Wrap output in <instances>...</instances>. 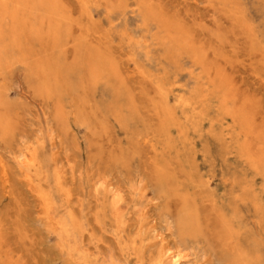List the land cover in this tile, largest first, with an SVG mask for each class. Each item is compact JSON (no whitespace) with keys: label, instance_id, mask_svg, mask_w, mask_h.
I'll return each instance as SVG.
<instances>
[{"label":"rangeland","instance_id":"obj_1","mask_svg":"<svg viewBox=\"0 0 264 264\" xmlns=\"http://www.w3.org/2000/svg\"><path fill=\"white\" fill-rule=\"evenodd\" d=\"M44 1L0 0V264H264V0Z\"/></svg>","mask_w":264,"mask_h":264},{"label":"bare ground","instance_id":"obj_2","mask_svg":"<svg viewBox=\"0 0 264 264\" xmlns=\"http://www.w3.org/2000/svg\"><path fill=\"white\" fill-rule=\"evenodd\" d=\"M1 1L4 2L5 0H4V1L1 0ZM35 1H36V0H35ZM42 1L45 2L44 0H42ZM49 1H52V0H49ZM49 1H48V2H49ZM8 2H9V1H8ZM14 2H15V1H14ZM17 2H19V1H16L15 3L17 4ZM22 2H24V1H22ZM53 2H54V1H53ZM53 2H52V4L54 5ZM6 3H7V1H6ZM19 3H20V2H19ZM40 3H41V2H40ZM49 3H50V2H49ZM25 6H26V5H25ZM31 6H32V5H31ZM51 6H52V5H51ZM54 6H55V5H54ZM54 6H53V7H54ZM14 7H15V6H14ZM14 7H13V8H14ZM27 7H28V6H27ZM13 8H12V9H13ZM54 8H55V7H54ZM54 8H52V9L54 10ZM6 9H7V8H6ZM15 9H16V10H17V9L19 10L20 8H14V10H15ZM49 9H50V8H49ZM24 10H25V9H24ZM53 10H52V11H53ZM55 10H56V8H55ZM1 11H2V10H1ZM53 12H55V11H53ZM22 13H23V12H22ZM27 13H28V12H27ZM10 14H11V13H10ZM54 14H56L57 17H58L57 12L54 13ZM4 15H5V14H4ZM51 15H53V14H51ZM5 16H6V15H5ZM8 16H9V15H8ZM47 16H48V15H47ZM10 17H11V15H10ZM11 18H12V17H11ZM54 18H55V17H54ZM54 18H53V19H54ZM1 19H2V18H1ZM3 19H4V18H3ZM55 19H56V18H55ZM58 19H60V16H59ZM39 20H41V19H39ZM0 21H1V20H0ZM2 21H3V20H2ZM29 21H30V20H29ZM49 21H50V20H49ZM49 21H48V22H49ZM56 21H57V20H56ZM56 21H55V23H56ZM39 22H40V24H41V21H39ZM39 22H38V23H39ZM43 22H44V21H43ZM21 23H22V22H20V24H21ZM24 23H25V21H24ZM50 23H51V22H50ZM0 24H1V23H0ZM42 24H44V23H42ZM56 24H57V23H56ZM21 25H22V24H21ZM48 25H49V24H48ZM24 26H25V25H23V27H24ZM37 26H38V25H37ZM51 26H53V25L51 24ZM59 26H60V25H58V27H59ZM4 27H5V26H4ZM17 27H19V26H17ZM49 27H50V25H49ZM60 27H61V26H60ZM11 28H12V27H11ZM42 28H43V27H42ZM12 29H13V28H12ZM39 29H40V28H39ZM66 29H67V28H66ZM33 30H34V29H33ZM67 30H68V29H67ZM31 31H32V30H31ZM37 31H38V30H37ZM1 32H2V31H1ZM1 32H0V33H1ZM13 32H14V31H13ZM9 33H10V32H9ZM54 34H55V33L53 32V35H54ZM66 34H67V31H66ZM39 35H41V34H39ZM51 35H52V34H51ZM1 36H2V35H1ZM39 37H40V36H39ZM52 37H54V36H52ZM52 37H51V38H52ZM69 37H70V36H69ZM26 38H27V37H26ZM26 38H25V39H26ZM54 38H56V34H55V37H54ZM28 39H29V37H28ZM56 39H57V38H56ZM68 39H69V38H68ZM29 40H30V39H29ZM65 40H66V39H65ZM56 41H58V40H56ZM56 41H55V42H56ZM51 42H52V41H51ZM68 43H70L69 40H68ZM168 43H169V42H168ZM168 43H167V44H168ZM0 44H1V39H0ZM56 44H58V43L56 42ZM172 45H174V43H173ZM54 46H56V45H54ZM4 47H6V45H5ZM173 47H174V46H173ZM175 47H176V46H175ZM25 48H26V47H25ZM177 48H178V47H177ZM181 48H182V47H181ZM1 49L4 50L2 47L0 48V50H1ZM56 49H57V48H56ZM178 49H179V48H178ZM17 50H18V48H17ZM184 51H185V50H184ZM58 54H59V53H58ZM83 54H84V53H83ZM89 55L92 56L91 53H90ZM89 55H88V57H90ZM79 56H80V55H79ZM82 56H83V55H82ZM94 56H96V54L93 55L92 57H94ZM92 57H91V60H92V61L95 60V59H92ZM77 58H78V57H77ZM84 58H86V57H84ZM84 58H83V59H84ZM94 58H95V57H94ZM96 58L98 59V54H97ZM0 59H1V58H0ZM88 59H89V58H88ZM88 59H87V60H88ZM97 59H96V60H97ZM77 61H78V59H77ZM77 61H76V62H77ZM79 61H81V60H79ZM83 61H84V60H83ZM83 61H82V62H83ZM99 61H101V59H100ZM0 62H1V61H0ZM76 62H75V63H76ZM84 62H85V61H84ZM97 62H98V61H97ZM101 62H102V61H101ZM101 62H100V63H101ZM106 62H107V61H106ZM56 63H57V62H56ZM89 63H90V62H89ZM95 63H96V62H95ZM100 63H99V64H100ZM92 64H94V63H92ZM101 64H102V63H101ZM106 64H108V63H106ZM62 65H63V64H62ZM80 65H81V64H80ZM102 65H103V64H102ZM90 66H92V65H90ZM107 66H108V65H107ZM63 67H64V65H63ZM111 67H112V66H111ZM65 69H66V68L64 67V70H65ZM68 69H69V68H68ZM82 69H83V67H82ZM80 70H81V68H80ZM80 70H79V71H80ZM98 70H99V69H98ZM100 70H101V69H100ZM65 71H66V70H65ZM79 71H78V72H79ZM105 71H107V70H105ZM40 72H41V71H40ZM107 72H108V71H107ZM36 73H37V72H36ZM38 73H39V72H38ZM38 73H37V74H38ZM80 74H81V73L79 72V75H80ZM39 75H40V74H39ZM39 75H38V76H39ZM77 76H78V75H77ZM77 78H78V77H77ZM83 78H84V77H83ZM78 80H79V79H78ZM70 81H71V79H70ZM40 82H41V81H40ZM67 82H69V79H68ZM67 82H66V83H67ZM70 83H71V82H70ZM70 85H71V84H70ZM68 86H69V84H68ZM39 88H40V87H39ZM42 89H43V88H42ZM48 89H50V88L48 87ZM161 90H162V89H161ZM205 91H206V90H205ZM210 91H213V90H210ZM210 91H209V92H210ZM167 97H168V96H167ZM208 97H209V96H208ZM183 101H184V100H183ZM183 103H184V102H183ZM187 104H188V103H187ZM1 119H2V117H0V127L4 125V123L2 124ZM166 119H167V118H166ZM3 129H4V128H3ZM31 166H32V165H31ZM34 166H35V165H34ZM256 191H257V190H256ZM184 205H185V204H184ZM182 209H183V208H182ZM190 222H191V221H190ZM186 227H187V223H186V222H185V223H184V222H181V228H182V229H183V228L185 229ZM193 229H194V228H193ZM190 233H191V232H190ZM191 235H192V234H191ZM191 237H192V236H191ZM175 249H177V247H176ZM162 258H163V259H162ZM161 259L163 260V263H167V264H186V262H187V261H184V260H183V259H185V257H184V255H181V251H178V250L174 251L171 247H167V248L163 249V253H162V257H161ZM161 259H160V260H161ZM162 260H161V261H162ZM256 260H258V259H256ZM262 262H264V261H262Z\"/></svg>","mask_w":264,"mask_h":264}]
</instances>
